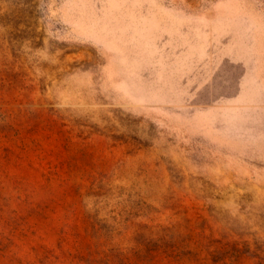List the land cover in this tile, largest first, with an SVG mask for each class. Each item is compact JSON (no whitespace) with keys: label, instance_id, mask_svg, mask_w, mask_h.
<instances>
[{"label":"rangeland","instance_id":"374dc122","mask_svg":"<svg viewBox=\"0 0 264 264\" xmlns=\"http://www.w3.org/2000/svg\"><path fill=\"white\" fill-rule=\"evenodd\" d=\"M0 264H264V0H0Z\"/></svg>","mask_w":264,"mask_h":264}]
</instances>
